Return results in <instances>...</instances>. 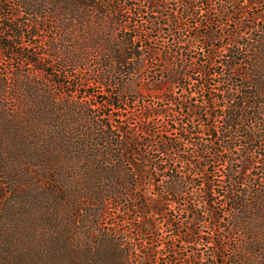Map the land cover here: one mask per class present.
I'll list each match as a JSON object with an SVG mask.
<instances>
[{
	"label": "trees",
	"instance_id": "1",
	"mask_svg": "<svg viewBox=\"0 0 264 264\" xmlns=\"http://www.w3.org/2000/svg\"><path fill=\"white\" fill-rule=\"evenodd\" d=\"M213 2L0 0V264H264V0Z\"/></svg>",
	"mask_w": 264,
	"mask_h": 264
},
{
	"label": "rangeland",
	"instance_id": "2",
	"mask_svg": "<svg viewBox=\"0 0 264 264\" xmlns=\"http://www.w3.org/2000/svg\"><path fill=\"white\" fill-rule=\"evenodd\" d=\"M222 0H214L213 4L215 7H217ZM205 24V23H204ZM232 25V24H231ZM234 25L229 27V30L234 29L233 28ZM200 32L202 34H206L207 29L201 28ZM184 33V32H183ZM222 36L224 37V34H222ZM229 41V39L227 37H224L223 42L227 43ZM169 42H171V40H169ZM221 43V42H219ZM199 44V43H197ZM201 46H198L197 48V56L199 54L202 53H207L208 50H204L202 51L200 49ZM200 60H203V58H201L200 56ZM200 60L198 61L200 63ZM16 63L10 61L9 58H6L3 54H0V74H10V69L12 66H14ZM142 83L146 86H151L152 82L148 79V77H145V75H143L142 77ZM147 89V88H146ZM165 89L166 88H162L161 90H158L159 92H150V91H146L143 94H141L140 96L135 97H131V103H129L125 108H126V112L125 114L128 115V119L130 121V124H132V126L134 125V128L138 129L140 127H147V125L150 127V131H151V135H155V139H158V133L160 135V133L162 131L166 130V123H168V121L170 120L171 116L173 115V113L170 110H174L173 106H171V104H169L165 99ZM97 90V89H96ZM165 108L168 110V114L165 115H159V111L162 108ZM150 112V117L148 118L147 122H142L144 121L142 119L144 113ZM137 121V122H136ZM195 124H197V120H195ZM199 125V124H197ZM201 126V128L204 127V125H199ZM198 126V127H199ZM140 133V132H139ZM206 176H209L210 179L214 180V185L217 187V191L218 189H220L218 187V185H220L221 180L223 178L224 175V168L222 167V165L220 163H216L215 160L213 158H209V162L207 164V170H206ZM204 180V175L199 174V177L196 179V184H200L201 182H203ZM205 230V229H203ZM206 231V230H205Z\"/></svg>",
	"mask_w": 264,
	"mask_h": 264
}]
</instances>
